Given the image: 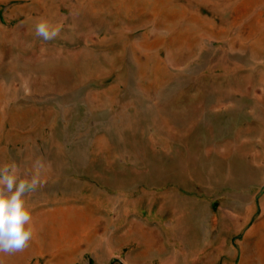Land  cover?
<instances>
[{
    "label": "rangeland",
    "instance_id": "obj_1",
    "mask_svg": "<svg viewBox=\"0 0 264 264\" xmlns=\"http://www.w3.org/2000/svg\"><path fill=\"white\" fill-rule=\"evenodd\" d=\"M37 158L33 239L0 264L165 231L264 264V0H0V165Z\"/></svg>",
    "mask_w": 264,
    "mask_h": 264
},
{
    "label": "clouds",
    "instance_id": "obj_2",
    "mask_svg": "<svg viewBox=\"0 0 264 264\" xmlns=\"http://www.w3.org/2000/svg\"><path fill=\"white\" fill-rule=\"evenodd\" d=\"M59 32V27L43 18L35 25V34L44 40L55 39ZM44 170L45 164L40 158L33 162L27 178H22L15 162L0 165V253L22 251L33 239L35 228L25 197L42 183Z\"/></svg>",
    "mask_w": 264,
    "mask_h": 264
},
{
    "label": "crops",
    "instance_id": "obj_3",
    "mask_svg": "<svg viewBox=\"0 0 264 264\" xmlns=\"http://www.w3.org/2000/svg\"><path fill=\"white\" fill-rule=\"evenodd\" d=\"M170 231L161 233L158 239H128L125 234L107 235V246L103 250H91L94 264H221L223 244L208 256L207 250L197 245L192 248L183 244L173 245ZM184 231L179 232L182 236ZM114 236V238H113ZM210 257V258H209ZM64 263L71 264L77 257L66 251Z\"/></svg>",
    "mask_w": 264,
    "mask_h": 264
},
{
    "label": "bare ground",
    "instance_id": "obj_4",
    "mask_svg": "<svg viewBox=\"0 0 264 264\" xmlns=\"http://www.w3.org/2000/svg\"><path fill=\"white\" fill-rule=\"evenodd\" d=\"M50 215L52 216V214H50ZM46 219H47V218H46ZM47 220H48V219H47ZM49 221H50V220H49ZM57 230H58V229H57ZM53 232H54V231H53ZM49 236H50V235H49ZM53 237H54V236H53ZM52 239H53V238H52ZM50 240H51V239H50ZM41 243H42V242H41ZM44 245H45V244H44ZM44 245L42 244L40 249H43V248H44V247H43Z\"/></svg>",
    "mask_w": 264,
    "mask_h": 264
}]
</instances>
